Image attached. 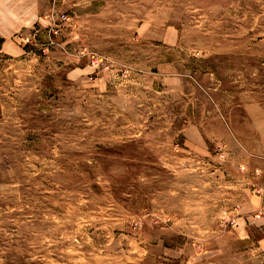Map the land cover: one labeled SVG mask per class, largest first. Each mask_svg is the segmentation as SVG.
Masks as SVG:
<instances>
[{
    "label": "rangeland",
    "instance_id": "1",
    "mask_svg": "<svg viewBox=\"0 0 264 264\" xmlns=\"http://www.w3.org/2000/svg\"><path fill=\"white\" fill-rule=\"evenodd\" d=\"M0 264H264V0H0Z\"/></svg>",
    "mask_w": 264,
    "mask_h": 264
}]
</instances>
